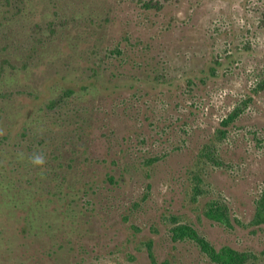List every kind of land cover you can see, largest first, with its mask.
Masks as SVG:
<instances>
[{
	"label": "rangeland",
	"instance_id": "obj_1",
	"mask_svg": "<svg viewBox=\"0 0 264 264\" xmlns=\"http://www.w3.org/2000/svg\"><path fill=\"white\" fill-rule=\"evenodd\" d=\"M262 5L31 0L4 21L0 264H264Z\"/></svg>",
	"mask_w": 264,
	"mask_h": 264
},
{
	"label": "trees",
	"instance_id": "obj_2",
	"mask_svg": "<svg viewBox=\"0 0 264 264\" xmlns=\"http://www.w3.org/2000/svg\"><path fill=\"white\" fill-rule=\"evenodd\" d=\"M30 3H31V0H0V27L2 26L4 21L9 22L11 19H14V20L22 19L23 15H24V17L27 15V12L30 13L29 12V4ZM152 7L153 6H151V5L149 6L148 3H145L146 9H149ZM262 7H264V5H262ZM26 9H27V12H26ZM211 70L214 71V68H212ZM74 88L75 87L72 85L66 86V88L64 89L65 91L63 90V95H68V94L70 95L73 92ZM262 89H264V77L261 78L260 81H258L256 83L253 91L258 92L259 90H262ZM56 102H57V100L51 101V106H54L56 104ZM239 115H240V111L237 108L233 109L229 113V115L221 121V125L223 127H227ZM218 132H219L220 137H222L225 134L224 129H220ZM203 155H206V152H205V154L201 153V155L199 157V159L201 161L200 160H198V161H200V162L203 161ZM149 162H152V160H150V161L148 160L147 165H149ZM59 178L62 180L63 175L60 174ZM108 178H109L110 182L114 181L111 176H108ZM191 178H192L191 180H192V184H193V186H192L193 194L195 196H197L198 194H200L202 192L200 185L198 183V181L200 180L199 173L195 172L194 174H192ZM206 207H207V209L204 211V214L208 218L217 219L218 221L226 220V223H229L228 218L226 217L225 213L223 212V209L225 208L223 205L214 201V202L208 203L206 205ZM258 208H259V210L262 209L259 216H264V199H263V205L262 206L259 205ZM262 212H263V214H262ZM172 231H173L174 240L176 239V236H178V235H185V234L191 235V233H193L192 229L187 224H183V223H178L175 227L172 228ZM210 249H212V247ZM211 254H213V258L215 260H219L218 262H220L222 264H241V262L239 261L238 254L231 251V249H224V250H221L220 252L212 251ZM155 263H156V261H155Z\"/></svg>",
	"mask_w": 264,
	"mask_h": 264
},
{
	"label": "clouds",
	"instance_id": "obj_3",
	"mask_svg": "<svg viewBox=\"0 0 264 264\" xmlns=\"http://www.w3.org/2000/svg\"><path fill=\"white\" fill-rule=\"evenodd\" d=\"M43 162H44L43 158L40 156H36L34 159V163H36V164H42Z\"/></svg>",
	"mask_w": 264,
	"mask_h": 264
}]
</instances>
